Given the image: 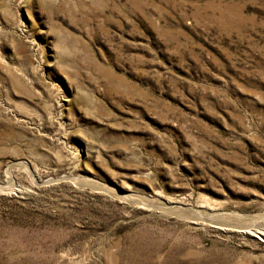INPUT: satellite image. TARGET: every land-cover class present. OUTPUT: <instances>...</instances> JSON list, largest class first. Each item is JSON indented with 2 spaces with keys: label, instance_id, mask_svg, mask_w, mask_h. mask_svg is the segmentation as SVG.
<instances>
[{
  "label": "rangeland",
  "instance_id": "374dc122",
  "mask_svg": "<svg viewBox=\"0 0 264 264\" xmlns=\"http://www.w3.org/2000/svg\"><path fill=\"white\" fill-rule=\"evenodd\" d=\"M261 213L264 0H0V264H264Z\"/></svg>",
  "mask_w": 264,
  "mask_h": 264
},
{
  "label": "bare ground",
  "instance_id": "6f19581e",
  "mask_svg": "<svg viewBox=\"0 0 264 264\" xmlns=\"http://www.w3.org/2000/svg\"><path fill=\"white\" fill-rule=\"evenodd\" d=\"M25 166H26V165H25ZM28 171H29V170H28ZM7 173H8V172H7ZM30 173H31V172H30ZM8 174H9V173H8ZM9 175H10V174H9ZM31 175H32V174H31ZM31 175H30V176H31ZM81 180H82V179H81ZM87 181H88V180H87ZM103 186H104V185H103ZM108 187H109V186H108ZM96 188H97V187H96ZM105 190H106V189H105ZM106 191H107V190H106ZM120 194H121V193H120ZM129 195H130V194H129ZM131 196H133V195H131ZM123 197H124V196H123ZM132 198H133V197H132ZM130 200H131V199H130ZM138 200H139V199H138ZM138 200H137V201H138ZM135 202H136V200H135ZM138 202H139V201H138ZM153 202H154V201H153ZM214 206H215V205H214ZM176 210H177V209H176ZM192 210H193V209H192ZM192 210H191V211H192ZM189 211H190V210H189ZM193 211H194V210H193ZM184 212H185V211H184ZM203 212H204V211H203ZM206 213H207V212H206ZM206 213H205V214H206ZM189 214H190V213H189ZM196 214H197V213H196ZM228 214H229V213H228ZM261 214H263V213H261ZM201 215H203V213H202ZM207 215H208V214H207ZM210 215H211V214H210ZM236 215H237V214H236ZM189 216H190V215H189ZM219 216H221V215L219 214ZM227 216L230 217L231 215H227ZM208 217H209V216H208ZM261 217H264V214H263V215H260V214H259V215H257V216H255V215H249V216H246V217H245V216H243V217L233 216V217H230V218H235L234 220H237V221H238V220H239V221H242V220H247V221H249V220H252V221H253V220H254V221H255L256 219H259V218H261ZM187 218H188V217H187ZM216 218H217V217H216ZM224 218H225V217H224ZM197 219H198V218H197ZM263 220H264V218H263ZM252 221H251V222H252ZM261 221H262V220H261ZM249 222H250V221H249ZM253 223H254V222H253ZM260 226H261V224H260Z\"/></svg>",
  "mask_w": 264,
  "mask_h": 264
}]
</instances>
